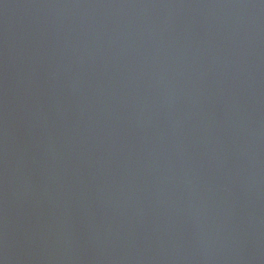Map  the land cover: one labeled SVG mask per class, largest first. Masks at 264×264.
<instances>
[{
	"label": "water",
	"instance_id": "95a60500",
	"mask_svg": "<svg viewBox=\"0 0 264 264\" xmlns=\"http://www.w3.org/2000/svg\"><path fill=\"white\" fill-rule=\"evenodd\" d=\"M0 264H264V0H0Z\"/></svg>",
	"mask_w": 264,
	"mask_h": 264
}]
</instances>
